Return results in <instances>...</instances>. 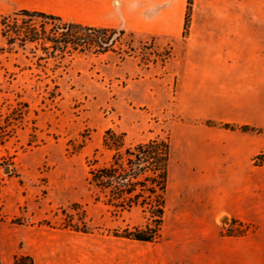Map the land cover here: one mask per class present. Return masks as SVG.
<instances>
[{
    "label": "rangeland",
    "instance_id": "374dc122",
    "mask_svg": "<svg viewBox=\"0 0 264 264\" xmlns=\"http://www.w3.org/2000/svg\"><path fill=\"white\" fill-rule=\"evenodd\" d=\"M189 1L183 36L126 34L123 61L110 52L40 63L32 46L11 47L0 37V264L20 254L36 264H169L167 239L204 231L176 210L178 132L207 122L264 128V0ZM209 111L233 121L202 116ZM109 129L126 133L128 144L158 135L173 144L158 242L117 236L143 227L146 215L96 201L88 184V160L111 159L103 148ZM249 133L263 151L264 132ZM231 223L219 219V230L232 233Z\"/></svg>",
    "mask_w": 264,
    "mask_h": 264
},
{
    "label": "crops",
    "instance_id": "0c3cea01",
    "mask_svg": "<svg viewBox=\"0 0 264 264\" xmlns=\"http://www.w3.org/2000/svg\"><path fill=\"white\" fill-rule=\"evenodd\" d=\"M188 1L0 0V14L39 11L85 25L181 37ZM202 116L233 121L214 111ZM178 133L181 141L174 180L176 210L184 220L205 229L167 239V262L264 264V165L255 163V156L262 152H257L256 139L250 133L195 123L185 124ZM171 146L172 160V143ZM261 146L264 148V140ZM225 216L232 220V233L219 230L218 220Z\"/></svg>",
    "mask_w": 264,
    "mask_h": 264
},
{
    "label": "trees",
    "instance_id": "16d2710c",
    "mask_svg": "<svg viewBox=\"0 0 264 264\" xmlns=\"http://www.w3.org/2000/svg\"><path fill=\"white\" fill-rule=\"evenodd\" d=\"M190 1L186 15L185 29L189 24ZM11 15L24 16L27 22L19 23ZM11 15H0L2 19L1 35L6 44L30 51L38 61L63 60L78 55L103 56L110 52L118 53L123 61V36L135 35V32L118 28H108L69 22L60 16L39 11L21 10ZM35 18L44 21L34 23ZM51 24L50 27H47ZM13 49V48H11ZM4 48H0L3 51ZM38 52L42 54L39 55ZM131 56L130 52H126ZM209 126L218 124L207 122ZM226 130L244 133H263L264 128L231 123L219 124ZM103 148L112 152L111 159L99 165L96 154L89 159L88 184L96 193V201L120 212L140 209L146 215L143 227L126 229L119 237L130 240L154 243L161 239L167 203L169 184V165L171 160V141L160 135L136 144L127 143V134L109 129L103 137ZM98 152V151H97ZM259 166L264 165V150L256 156ZM4 178L0 174V221L4 207L2 198ZM87 232V231H82ZM13 264H36L31 255L20 254L14 257Z\"/></svg>",
    "mask_w": 264,
    "mask_h": 264
}]
</instances>
